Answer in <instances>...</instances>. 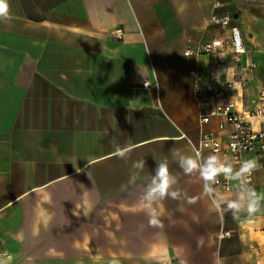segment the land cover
<instances>
[{
    "label": "crops",
    "instance_id": "0c3cea01",
    "mask_svg": "<svg viewBox=\"0 0 264 264\" xmlns=\"http://www.w3.org/2000/svg\"><path fill=\"white\" fill-rule=\"evenodd\" d=\"M10 5V21L0 22V264H213L215 254L222 264H264V210L209 213L203 182L184 175L171 152L192 153L202 130L222 121L200 127L210 108L194 97L190 72L201 67L208 77L209 60L185 56L219 35L213 13L234 15L251 51L243 62L257 63L231 96L238 110L253 108L264 90V0ZM194 11L211 14L187 40V30L173 36L163 25L166 13ZM254 126L264 131V118ZM117 145L132 149L127 160L114 155ZM165 158L195 203L166 198L158 228L138 200ZM141 159L140 179L129 184ZM256 187L264 193V169Z\"/></svg>",
    "mask_w": 264,
    "mask_h": 264
},
{
    "label": "built area",
    "instance_id": "2783aa9c",
    "mask_svg": "<svg viewBox=\"0 0 264 264\" xmlns=\"http://www.w3.org/2000/svg\"><path fill=\"white\" fill-rule=\"evenodd\" d=\"M209 24L219 31V35L195 48H188L185 56L205 55L209 60L208 77L204 76L201 67L190 72L194 97L197 100L205 97L204 106L210 108L209 112L199 114L200 127L203 129L209 125L213 118H220L222 121L217 125L216 131L202 130L195 150L201 151L203 155L209 152L222 157L228 156L234 162L258 158L259 164L264 165V131L256 130L254 126L255 121L264 118V90L259 91L252 100V109L238 110L231 98L234 92L245 89L257 63L243 62L245 55L251 51L244 42L241 30L235 25L232 13H213ZM112 34L117 40L124 38L122 29H115ZM224 34L229 36H223ZM143 86L151 87L149 82H145ZM207 99H212L214 106L210 107ZM262 169L264 167L259 170ZM259 170L250 178L256 189V174ZM216 187L221 193L231 196L235 185L221 177ZM230 236V232H222L219 239Z\"/></svg>",
    "mask_w": 264,
    "mask_h": 264
},
{
    "label": "clouds",
    "instance_id": "9594fccd",
    "mask_svg": "<svg viewBox=\"0 0 264 264\" xmlns=\"http://www.w3.org/2000/svg\"><path fill=\"white\" fill-rule=\"evenodd\" d=\"M10 19V0H0V22H7ZM131 151L132 149L128 146L117 145L114 155L127 160ZM171 152L184 175H197L203 182V195L210 200L209 213H217L222 216L223 213L230 212L235 218L241 213L253 216L264 210V193L258 192L250 180L255 171L264 167L259 164L258 158L234 162L228 156L222 157L216 153H209L205 156L198 150H193L190 154L175 149H172ZM144 167V159L134 162L133 168L136 171L130 175L129 184H134L140 179V173ZM221 177L226 182L235 185L230 197H225L216 190V185L220 183ZM177 184V176L170 171L167 158L156 162L155 170L150 180L146 182L138 200L139 206L147 211L151 226L163 228L157 207L161 206L166 198L181 200L183 197L188 204L195 203V200L187 197L186 193H182L176 187ZM213 264H222L218 254L213 256Z\"/></svg>",
    "mask_w": 264,
    "mask_h": 264
},
{
    "label": "rangeland",
    "instance_id": "374dc122",
    "mask_svg": "<svg viewBox=\"0 0 264 264\" xmlns=\"http://www.w3.org/2000/svg\"><path fill=\"white\" fill-rule=\"evenodd\" d=\"M210 14V11L166 13L163 25L169 28L170 34H172L173 36H176L175 31L177 28H182L183 34L186 33L187 30V36L185 37L187 40L188 38L194 36V32L196 31L194 30V28L201 26L206 20H208ZM171 31L173 32L171 33Z\"/></svg>",
    "mask_w": 264,
    "mask_h": 264
}]
</instances>
